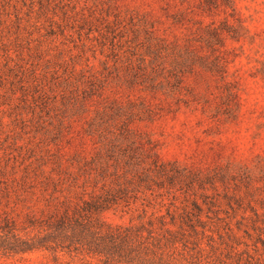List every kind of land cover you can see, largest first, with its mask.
<instances>
[{"label":"rangeland","instance_id":"374dc122","mask_svg":"<svg viewBox=\"0 0 264 264\" xmlns=\"http://www.w3.org/2000/svg\"><path fill=\"white\" fill-rule=\"evenodd\" d=\"M160 39L162 76L146 54ZM176 57L194 63L170 75ZM134 73L152 80L127 83ZM91 88L83 113L73 97ZM111 106L123 115L108 122ZM93 120L114 134L128 129L137 145L175 163V186L137 187L138 175L115 168L86 134ZM75 156L106 165L92 171L88 194L125 189L130 206L106 211L107 224L145 216L158 226L156 217L176 208L200 218L199 240H169L171 264H264V0H0V180L43 181ZM23 197L9 198L22 215L24 206L44 207L39 195ZM0 264L101 263L36 251Z\"/></svg>","mask_w":264,"mask_h":264},{"label":"trees","instance_id":"16d2710c","mask_svg":"<svg viewBox=\"0 0 264 264\" xmlns=\"http://www.w3.org/2000/svg\"><path fill=\"white\" fill-rule=\"evenodd\" d=\"M165 50L163 39L159 40L158 46L147 47L146 54L149 56L147 62L154 75L162 76L167 70ZM141 59L145 62V57ZM189 63H194L191 57L185 59L176 57L168 73L175 75L173 72L184 68L183 65H186L185 67L192 65ZM137 77H142L146 81L152 80L146 74L138 76L134 73L126 82L132 84ZM90 87H93V84ZM94 91L91 88L90 93L86 94L85 91L81 97L79 95L73 97V103L78 105L79 111L83 113L88 111L86 100L95 95ZM112 106L108 122L118 120L123 115L118 107L113 110ZM125 116L128 121L135 114L130 112ZM122 124L124 126V122ZM109 130V127H105L104 121L96 124V120H93L88 123L86 134L95 144H99L100 154H106L114 161L115 168H121L124 163L125 167L121 168L123 172L128 173L130 169L136 176L138 175L137 187L152 190L153 186L159 188L166 185L175 186L176 179L181 173L175 163H164L160 161L153 148L145 149L137 145L128 129L122 130L119 134ZM125 142L129 145H124ZM77 156L67 167L61 162H55L49 172L51 175L48 174L50 176L43 181L24 180L9 184L0 180V199L14 196L17 201L23 202L26 197L22 196L39 195L44 205L39 211H33L31 206H24L27 212L22 215L23 210L20 212L12 205H18V202L9 199L3 204L0 200V256L46 251L54 258H57L59 253L86 255L98 259L101 264H171L169 240H199V227L202 222L197 218L193 223L192 214L185 209H182V212L177 208L174 211L167 210L165 215L157 216L158 226L150 220L143 222L145 216H139L142 221L139 224L116 226L107 224L103 219L106 211L118 210L124 204L130 206L128 198L122 196L125 189H116V193L113 194L104 186L103 195L95 194V190L88 194L86 184L97 181L96 176H91L92 171H98L101 175L106 165H101L97 170L92 165L88 167L86 163L81 164L80 156ZM140 168L142 172L139 173ZM153 173L154 178L151 175ZM52 175H57V178H53ZM81 179L82 183L79 186ZM203 182L200 181L199 187L203 186ZM66 184L68 185L65 186ZM191 184L192 180L186 183L189 188ZM75 186L79 187L81 192L76 191L73 194L71 188ZM142 190L138 191L142 193ZM87 194L89 199L85 198ZM193 206L194 210L201 213L202 208L197 202H193Z\"/></svg>","mask_w":264,"mask_h":264}]
</instances>
